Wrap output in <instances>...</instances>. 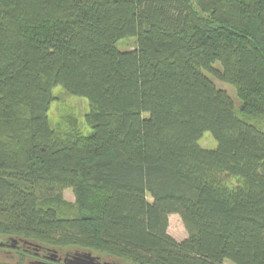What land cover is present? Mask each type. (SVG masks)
Here are the masks:
<instances>
[{
  "label": "trees",
  "instance_id": "16d2710c",
  "mask_svg": "<svg viewBox=\"0 0 264 264\" xmlns=\"http://www.w3.org/2000/svg\"><path fill=\"white\" fill-rule=\"evenodd\" d=\"M56 85L87 99L88 134L50 126ZM247 115L264 121V0H0V249L19 254L0 264H264Z\"/></svg>",
  "mask_w": 264,
  "mask_h": 264
},
{
  "label": "rangeland",
  "instance_id": "374dc122",
  "mask_svg": "<svg viewBox=\"0 0 264 264\" xmlns=\"http://www.w3.org/2000/svg\"><path fill=\"white\" fill-rule=\"evenodd\" d=\"M116 47L118 49L124 50V49H130L135 46V39L133 37L125 38L118 40L116 42ZM213 79V78H212ZM213 82L218 86L219 88H222L223 90H226L228 94L232 97L235 109L237 111V114L240 116H243V114L239 111V101L236 97L235 90L229 86L228 84L221 82L217 79H213ZM52 94L54 99L50 102V106L47 112V118L50 126L57 131H68L70 127L76 125V128L83 134H88L91 129L88 127L86 121H85V115L89 111V103L85 97L72 95L67 93L61 86L56 85L52 89ZM246 119L251 120H257L261 124H264L263 120L255 118L254 116H244ZM199 144L202 147L206 148H213L216 146L215 140L211 137L210 132L206 131L204 132L203 136L199 140ZM63 198L73 203L75 200L74 193L71 188H66L62 192ZM167 232L174 237L176 240H181L186 236L185 228L181 222L180 217L177 214H170L168 217V227ZM14 238V237H12ZM11 242L10 240L8 241ZM90 252V251H89ZM92 255H100L96 252H91ZM16 258H19V254L13 252L12 250L6 248V249H0V260L5 261H14ZM107 261L118 263L121 262L122 264H130L126 261L122 260H115L111 261V259H107L109 257L104 256ZM32 260H36L33 258H27L25 259L24 264H33ZM42 262V261H38ZM119 264V263H118ZM223 264H232L229 261H224Z\"/></svg>",
  "mask_w": 264,
  "mask_h": 264
},
{
  "label": "water",
  "instance_id": "95a60500",
  "mask_svg": "<svg viewBox=\"0 0 264 264\" xmlns=\"http://www.w3.org/2000/svg\"><path fill=\"white\" fill-rule=\"evenodd\" d=\"M48 260H60L57 251L54 249L52 252L45 256ZM62 261L65 264H116L110 261H100L98 256L92 255L89 251H75L73 254L65 253Z\"/></svg>",
  "mask_w": 264,
  "mask_h": 264
}]
</instances>
